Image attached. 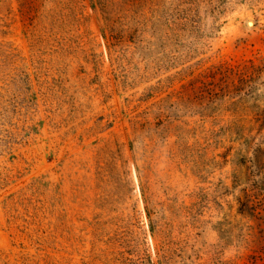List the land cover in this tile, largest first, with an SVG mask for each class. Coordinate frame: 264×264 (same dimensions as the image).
<instances>
[{"label":"rangeland","instance_id":"rangeland-1","mask_svg":"<svg viewBox=\"0 0 264 264\" xmlns=\"http://www.w3.org/2000/svg\"><path fill=\"white\" fill-rule=\"evenodd\" d=\"M0 264H264V0H0Z\"/></svg>","mask_w":264,"mask_h":264}]
</instances>
